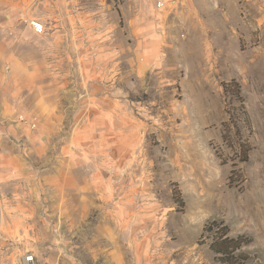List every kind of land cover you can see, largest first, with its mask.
Masks as SVG:
<instances>
[{
    "label": "rangeland",
    "instance_id": "374dc122",
    "mask_svg": "<svg viewBox=\"0 0 264 264\" xmlns=\"http://www.w3.org/2000/svg\"><path fill=\"white\" fill-rule=\"evenodd\" d=\"M0 106V264H264V0H0Z\"/></svg>",
    "mask_w": 264,
    "mask_h": 264
},
{
    "label": "trees",
    "instance_id": "16d2710c",
    "mask_svg": "<svg viewBox=\"0 0 264 264\" xmlns=\"http://www.w3.org/2000/svg\"><path fill=\"white\" fill-rule=\"evenodd\" d=\"M225 94L231 93L242 104L240 84L232 79L223 83ZM180 203H183L180 199ZM229 227L222 220H211L203 227L202 237L210 239L208 245L214 253V258L222 264H248L249 254L243 247L251 242V238L245 235L232 236L229 234Z\"/></svg>",
    "mask_w": 264,
    "mask_h": 264
},
{
    "label": "crops",
    "instance_id": "0c3cea01",
    "mask_svg": "<svg viewBox=\"0 0 264 264\" xmlns=\"http://www.w3.org/2000/svg\"><path fill=\"white\" fill-rule=\"evenodd\" d=\"M40 56H42V53H40ZM11 60L9 57H6V60ZM10 98V96H8ZM9 107H6L8 111H12L16 108L17 105L15 103L8 104ZM19 106V105H18ZM1 108V106H0ZM3 110L2 108L0 109ZM11 113H9L7 116H10ZM0 121H2V114L0 113ZM25 151L21 148H0V179H3L4 175L2 173H5L9 169V167L18 166V163L22 161L21 157L25 155ZM10 167V168H11ZM2 170V171H1ZM14 202H19L17 198L14 197V195L7 196V194H4L2 191V188L0 187V202L4 204H12ZM5 210L9 211L8 209ZM10 215V212H6ZM11 216V215H10ZM8 219V218H7ZM2 226V227H1ZM6 227L5 222L3 221L2 214L0 215V235L3 232L2 228ZM8 228V227H7Z\"/></svg>",
    "mask_w": 264,
    "mask_h": 264
},
{
    "label": "built area",
    "instance_id": "2783aa9c",
    "mask_svg": "<svg viewBox=\"0 0 264 264\" xmlns=\"http://www.w3.org/2000/svg\"><path fill=\"white\" fill-rule=\"evenodd\" d=\"M169 0H153V6L156 10H163ZM30 25L37 34L43 32V26H41L36 20L30 19ZM25 264H34V257L32 255H26L24 259Z\"/></svg>",
    "mask_w": 264,
    "mask_h": 264
}]
</instances>
